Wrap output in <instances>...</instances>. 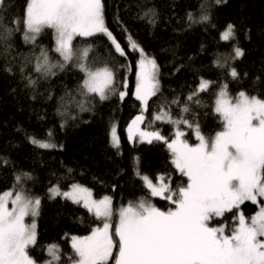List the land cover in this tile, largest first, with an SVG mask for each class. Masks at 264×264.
<instances>
[{"label":"trees","instance_id":"16d2710c","mask_svg":"<svg viewBox=\"0 0 264 264\" xmlns=\"http://www.w3.org/2000/svg\"><path fill=\"white\" fill-rule=\"evenodd\" d=\"M7 2V11L0 15L5 17L4 26L15 28L11 21L23 15L27 0ZM103 3L106 26L125 48L127 56L116 53L103 35L76 37L73 44L91 46L87 60L90 67L103 65L115 72V92L109 93L106 100L82 92L85 74L76 67L78 60L66 64L63 70L54 68L55 75L46 78L34 71L41 49L47 51L52 63L62 62L53 51V30H43L35 43L25 41L22 26L6 39H0V193L12 190L17 176L29 174L30 178H23L18 188L41 201L34 218L37 243L29 249L37 263L51 259L47 248L55 244L59 247L60 264H72L74 250L70 237H85L94 228L103 227L102 220L82 204L62 196L52 197L49 188L53 185L60 189L74 183L84 185L95 198L109 196L115 207L138 204L144 199L161 210L173 205L152 197L141 175L149 176L153 183L162 175L173 188L186 185V177L171 163V152L163 141L128 139V125L141 112L140 102L132 95L140 57L129 49V36L159 67L160 92L149 102L150 108L144 113L147 119L163 108L173 118L183 116L199 124L202 134L212 137L223 128L219 114L213 110L221 84L227 85L232 97L243 91L264 99V0H222L221 3L103 0ZM150 9L155 12L154 17L145 16ZM189 13L196 22L189 21ZM202 15H207L208 21L199 22ZM153 18L155 23L150 22ZM229 24L234 26V38L225 42L220 34ZM234 48H240L243 55L234 59ZM8 68L10 72L5 71ZM232 68L238 73L235 79L229 75ZM28 78L37 81L35 86H29ZM125 78L128 95L121 101L118 93L124 90ZM201 79L211 82L209 89L199 93V104L195 99L188 101ZM174 100L178 103H172ZM81 104L87 110L81 111ZM185 104L190 111L182 113ZM113 125L117 127L119 148L111 143ZM173 125L154 120L148 127L170 142ZM185 135L193 139L190 131ZM31 137L55 147L39 148L31 143ZM238 209L249 218L258 205L246 201ZM238 209L215 218L214 224L236 225L234 217H238Z\"/></svg>","mask_w":264,"mask_h":264},{"label":"snow or ice","instance_id":"6c2138e0","mask_svg":"<svg viewBox=\"0 0 264 264\" xmlns=\"http://www.w3.org/2000/svg\"><path fill=\"white\" fill-rule=\"evenodd\" d=\"M7 8V0H0V12H6ZM149 15L154 17L155 12L150 9L145 13ZM188 18L196 22L191 13ZM4 19L0 15V28L3 29L0 39H6L22 26L25 41L35 43L43 30H53V51L59 54L62 62L52 63L47 51L41 49L34 68L41 78L55 75L54 68L63 70L66 64L78 60L76 67L85 74L81 84L83 93L95 94L103 101L109 98V93L115 92V72L107 66L93 70L87 63L91 46L79 50L73 44L76 37L103 35L116 53L127 56L125 48L106 26L103 0H27L23 15L11 21L15 28L4 26ZM208 19L207 15H202L199 22ZM150 22L155 23L154 18ZM233 29L229 24L220 39L225 42L233 39ZM127 42L129 49L138 52L140 57L132 95L141 108L140 114L128 125V139L138 137L148 143L163 141L171 152V163L187 182L173 188L162 175L153 183L149 176L138 172L151 196L166 200L173 207L161 210L144 199L138 204L121 207L114 234L109 222L114 215L110 197L93 199L90 189L75 183L67 191L53 185L49 188L52 197L62 196L82 204L97 219L104 220L103 227L94 228L90 235L71 238L72 264H110L111 260L115 264H264V99L243 91L232 98L227 85L222 86L214 111L219 114L223 129L213 137L203 135L199 124L194 125L183 116L173 118L162 108L153 115V120L185 125L194 131L199 141L190 144L177 127L175 139L169 142L159 131L140 127L151 98L160 92L159 67L130 36ZM234 53V59L243 55L240 48H234ZM229 75L234 79L238 77L235 68ZM36 83L28 78L29 86ZM210 84L202 79L188 101L195 99L199 104V93L208 90ZM128 87L125 78L124 90L118 93L121 101L128 95ZM80 107L81 111L87 110L83 104ZM189 111L187 104L181 108L182 113ZM110 138L112 146L119 148L116 125L110 128ZM30 141L42 149L55 147L35 137ZM23 178L30 176L27 173L17 176L13 189L0 193V264H37L29 253L30 247L37 243L36 224L34 220L27 223L25 218L38 215L41 201L22 187L18 188ZM246 201L258 205L250 221L241 213L234 217L238 223L231 229L220 224L213 226L215 218L238 209ZM47 252L51 259L45 264H60L58 245H49Z\"/></svg>","mask_w":264,"mask_h":264},{"label":"rangeland","instance_id":"374dc122","mask_svg":"<svg viewBox=\"0 0 264 264\" xmlns=\"http://www.w3.org/2000/svg\"><path fill=\"white\" fill-rule=\"evenodd\" d=\"M227 28V27H226ZM225 30V29H224ZM223 30V31H224ZM76 49H79V50H82L83 48H85V47H82L81 45H78V46H74ZM103 67H105V66H98V67H94V68H92L93 70H95V69H99V68H103ZM85 78V77H84ZM202 80V79H201ZM201 80L198 82V84L196 85V89H197V87H198V85L200 84V82H201ZM203 80H206V79H203ZM206 81H209V80H206ZM225 84H221L219 87H218V89H217V91H216V95H215V99H214V106H213V110H214V108H215V100H216V98H217V94H218V92L220 91V89H221V87L222 86H224ZM195 89V90H196ZM238 96V95H237ZM236 96V97H237ZM230 97H232V96H230ZM236 97H232V98H236ZM139 114V113H138ZM138 114H136V115H134L133 116V118L135 117V116H137ZM155 113H153V115H154ZM153 115L150 117V119H147L148 118V116H147V114H144V117H145V120H144V123L142 124V128H144L145 130H152V129H150L149 127H148V124H149V122L150 121H154L153 120ZM132 118V119H133ZM131 119V120H132ZM131 122V121H130ZM130 124V123H129ZM195 125V124H194ZM177 127H179L180 128V130L181 131H183L184 132V134H185V132L186 131H190V133H191V135H192V137H193V139L192 138H189L188 136H186V135H184V139H186L190 144H193V145H195V144H197V143H199V141L196 139V137H195V133H194V131L192 130V129H190V128H188L187 126H185V125H173V137H172V139H175V131H176V128ZM223 129V128H222ZM221 129V130H222ZM221 130H219V131H221ZM213 137V136H212ZM192 139V140H191ZM77 184V183H76ZM80 185V184H79ZM82 186H84V185H82ZM84 187H86V186H84ZM87 188V187H86ZM69 188H67V189H61V191H67ZM50 193V192H49ZM50 195H51V193H50ZM109 197V196H108ZM103 198V197H102ZM102 198H95L94 196H93V199H96V200H99V199H102ZM150 202V201H149ZM113 206V205H112ZM9 207H11V205H9ZM121 207H125L124 205H122V206H119V207H115V206H113V209H114V215H113V217L111 218V220L109 221L110 222V224L112 225V227L110 228V231L114 234V231H115V225L119 222V216H118V210L121 208ZM170 208V207H169ZM169 208H166V209H164L165 211L166 210H168ZM258 211V209L256 210V212ZM255 212V213H256ZM242 212H241V210L240 209H238V216H239V214H241ZM255 213H253V214H255ZM253 214H251L250 216H249V218H246L247 220H249L250 221V218H251V216L253 215ZM34 218L35 217H31V216H29V217H26L25 219H26V222L27 223H31V222H33V220H34ZM101 220H102V224L104 223V220L101 218ZM34 222H35V220H34ZM237 223H238V220H237ZM213 226H216L215 224H213ZM226 226V228H228V229H231L233 226H235V225H225ZM91 234V233H90ZM89 234V235H90ZM229 234H230V232H229ZM73 236H71L70 237V241H71V243H72V240H71V238H72ZM77 237V236H76ZM116 239H118V238H116ZM115 251H118V249H114V252ZM49 259H47V260H45V261H48ZM45 261L44 262H42V263H37V264H45ZM110 264H115V261L114 260H111L110 261Z\"/></svg>","mask_w":264,"mask_h":264},{"label":"bare ground","instance_id":"6f19581e","mask_svg":"<svg viewBox=\"0 0 264 264\" xmlns=\"http://www.w3.org/2000/svg\"><path fill=\"white\" fill-rule=\"evenodd\" d=\"M49 143V142H48Z\"/></svg>","mask_w":264,"mask_h":264}]
</instances>
